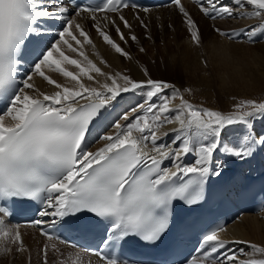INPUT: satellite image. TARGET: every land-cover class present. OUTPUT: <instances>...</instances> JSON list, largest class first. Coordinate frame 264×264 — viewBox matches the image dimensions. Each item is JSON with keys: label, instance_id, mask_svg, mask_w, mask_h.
I'll return each instance as SVG.
<instances>
[{"label": "snow or ice", "instance_id": "obj_1", "mask_svg": "<svg viewBox=\"0 0 264 264\" xmlns=\"http://www.w3.org/2000/svg\"><path fill=\"white\" fill-rule=\"evenodd\" d=\"M160 6L175 8L190 42L203 46L202 31L182 0ZM124 9H134L135 18L147 28L141 13L151 9L135 0H0L4 253L13 250L7 245L19 253L28 251L21 225L11 223L15 210L9 206L26 201L39 216L32 226L41 227L49 241L57 226L83 222L100 238L103 248L95 254L103 264H130L115 254L117 248L133 238L155 245L173 231L180 207L204 199L210 178L220 177L230 163L246 162L264 151V131L256 128V121L264 120V99H242L229 111L213 109L186 99L191 87L182 92L152 78L147 67L140 69L143 78L137 80L130 73L106 72L89 59L85 46L95 45L80 20L91 22L116 53L133 59L122 44L138 37L121 31V24L132 28ZM198 11L213 21L255 17V25L214 31L229 41H264V0H199ZM109 26L119 42L106 30ZM37 77L53 90L38 87ZM128 93L139 98L122 106ZM118 105L121 110L115 111ZM101 124L112 131L98 134L102 146L89 150L88 137ZM166 126L172 127L165 131ZM190 155L192 162L185 163ZM225 233V224L205 225L194 252L180 264H264V244L230 240ZM232 244L246 245L248 251L234 250ZM48 247L41 250L43 264ZM51 247L60 251L55 243Z\"/></svg>", "mask_w": 264, "mask_h": 264}, {"label": "bare ground", "instance_id": "obj_2", "mask_svg": "<svg viewBox=\"0 0 264 264\" xmlns=\"http://www.w3.org/2000/svg\"><path fill=\"white\" fill-rule=\"evenodd\" d=\"M182 3H184L187 10L197 21L198 26L202 31V47H195L190 42L189 36L185 31L184 24L182 23V17L175 8L168 6L160 8H150V13H141L143 22H145V25H147L148 28H156L158 27V25H160L159 27L164 28L161 31V34L163 35V37L161 38L163 41L161 42H163V45L162 47L161 45H157L156 53L159 52V54L152 56V58H154V62L157 63L160 69H158L157 67H152L146 55L138 53L137 56H134V54L132 53V51L135 50L133 48L135 45L137 49L144 48L145 51L153 52V44H151V46H148L149 43L145 42L142 39H139L138 41L129 40L126 45L122 44V47H124L125 50L128 51L133 58L132 60H128L127 58H124L120 54L116 53L114 49H112L103 41V39L96 32V29L91 24V22L87 20H80V23L84 26L85 30L89 32V35L93 40V44L95 45V47L86 45L84 49L85 53L88 55L89 59L93 60V62L96 63L97 66L101 67L102 70L113 73H130L131 76L137 80L143 78L140 72V69L142 67L139 66V64H142L141 61H146L144 67H147L149 69L151 77L154 79H163L162 77L154 76L153 73H162V63H165L167 65V69H165V72L168 75L176 77V72H179V74H182V77L184 76L183 83L178 80L181 78L177 79V77L175 78L174 82V85L180 88L183 92L184 88L188 86V81L186 80V77H188L189 74H195V71L197 69L201 74L208 73V76L211 80H215L219 77H222V71L219 67V63L230 54V49L232 47L244 46V44H247L246 47L253 50L262 48L264 49V41L258 40L257 43L259 44L254 46H248L251 44L247 43L242 38L237 41H229L226 37L219 36L214 31L215 27L221 28L223 30H229L233 28L238 29L247 25H255L258 23L257 18L243 17L236 20L217 19L213 21L200 14V12L198 11L199 5H197L195 1L182 0ZM123 11L126 19L132 25V28H139L141 23L135 18V10L124 9ZM212 22L215 24V27L212 28L214 32L210 33V23L212 24ZM117 23L120 22L117 20ZM120 26L122 32H128V29L124 28L122 24ZM106 30L109 31V34L112 35L113 38L117 40V42H119L118 36L115 33L114 28L109 26ZM182 39H184L185 41H182ZM171 43H173V45H171ZM198 53H201V55L199 56ZM203 55H207V68H204L206 67V65L202 63L206 60L205 56ZM160 57L163 58V61L159 59ZM169 58L171 59L170 62L168 61ZM53 78L58 79L60 82H64V78L60 77L58 74H53ZM99 79L101 80V82H103L102 77H100ZM166 81L169 82L172 80L169 79ZM35 82L36 85L44 91L53 90L52 86L47 85L46 82H44L39 77L36 78ZM85 83L89 82L85 79ZM190 86H199V90L205 92L204 87L198 82L194 81L190 84ZM131 95H133V93L124 94L123 103H121L122 106H126L127 103H132L139 98V94L136 93L134 96V100L131 101ZM185 98H187L186 94ZM120 110L121 106H119V108L115 111ZM115 111L113 115H115ZM168 127L172 126H166L164 130L167 131ZM256 128L259 131H264V123L261 120L256 121ZM111 131L112 129L109 128L108 132ZM167 139L170 142L171 136H169ZM88 141L90 144L89 150H95L96 148L102 146L103 143L102 141H99L98 136L90 137ZM192 159V155L188 156L185 159V163H191ZM226 169L229 171V174L232 176V178H235L237 182L240 180L241 175L245 173H257L260 170H264V151L258 152L253 158L247 160L246 162L236 161L230 163ZM225 226L226 233L224 235L230 240L246 239L251 242L264 244V208L255 213H248L242 216H238ZM20 231L23 242L26 248L28 249V251H26L25 253L36 254L38 258L36 259L37 264H43L44 257L41 250L45 244L49 245L47 251V264H74L76 262L77 264H83L87 258L90 264H101L97 260L93 259L91 256L86 255L85 253L78 251L72 247H69L64 244H59L54 241H49L46 237L38 235L36 230L31 226H21ZM53 243H55L60 249L59 252H56L52 249L51 245ZM0 246L2 248L4 247V245ZM7 246L11 247L12 249H15V246L13 245ZM231 247L234 250L236 248L242 247L245 248L246 251H248L246 245L232 244ZM14 249L12 251H14ZM76 251H78V255L76 254ZM256 255L257 257L259 256V254ZM14 262H16V259L14 260Z\"/></svg>", "mask_w": 264, "mask_h": 264}, {"label": "rangeland", "instance_id": "obj_3", "mask_svg": "<svg viewBox=\"0 0 264 264\" xmlns=\"http://www.w3.org/2000/svg\"><path fill=\"white\" fill-rule=\"evenodd\" d=\"M210 25V33H213L214 31L212 28L215 27V24L212 22V24L210 23ZM159 26L160 25H158V27L156 28H145L140 24V27L137 29L131 28V30L128 29V32L125 31L126 36H129L134 32V34L138 37V40L142 39L145 42H148V46H151V44L154 45L152 50L153 52H141L140 49H137L135 45L133 47L135 50L132 51V53L134 54V56H137L138 53L146 55L152 67H157L158 69L160 68L157 63L154 62V58H152V56L159 54V52L156 53V46L161 45L162 47L163 45V42H161L163 41L161 39L163 37L161 31L164 28ZM149 36H151V39L148 38ZM183 40L184 39H182V41ZM257 44L259 43H256L255 45ZM171 45H173V43H171ZM246 45L247 44H244V46H236L232 48L230 47L231 49L229 48L230 54L219 63V67L222 71V77L211 80L208 76V73L201 74L198 69L195 71V74H189V76L186 77V80L188 81V86H186V88L191 87L193 91L190 94H186V99L197 105H203L205 107H211L213 109H220L224 111L231 110L234 103L239 102L242 99H264V49L262 48L253 50L247 48ZM248 46L254 45L251 44ZM198 54L199 56L201 55V53ZM203 56H205L206 59L204 60L208 61L206 57L207 55ZM159 59L163 61L162 57H160ZM168 61L170 62L171 59L169 58ZM141 62L142 64H139V66L144 67L146 61ZM202 63L205 65L204 62ZM204 68H207V65ZM165 69H167V65L165 63H162L163 72H154L153 75L162 77V80L165 79V81L171 79L172 81L169 82L173 84L176 77L177 79L181 78L178 79L180 82H184V76L182 77V74L176 72L177 76L174 75L176 77H173L171 75H168L165 72ZM194 81L200 83L204 87L205 92L199 90V86H190V84ZM261 121L264 123V120ZM15 259L16 262H14ZM36 259H38L36 254L25 252L24 254H22L16 252L15 249L14 251L4 253L2 251V247L0 246V264H37Z\"/></svg>", "mask_w": 264, "mask_h": 264}]
</instances>
